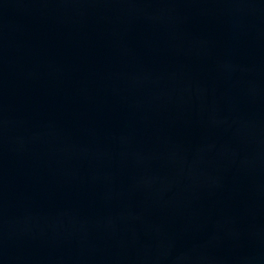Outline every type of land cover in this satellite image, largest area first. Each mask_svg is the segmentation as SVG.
Here are the masks:
<instances>
[{
	"label": "water",
	"instance_id": "obj_1",
	"mask_svg": "<svg viewBox=\"0 0 264 264\" xmlns=\"http://www.w3.org/2000/svg\"><path fill=\"white\" fill-rule=\"evenodd\" d=\"M0 264H264V0H0Z\"/></svg>",
	"mask_w": 264,
	"mask_h": 264
}]
</instances>
